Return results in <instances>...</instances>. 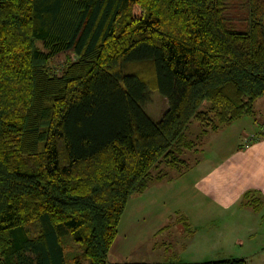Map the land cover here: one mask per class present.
Masks as SVG:
<instances>
[{
  "label": "trees",
  "instance_id": "obj_1",
  "mask_svg": "<svg viewBox=\"0 0 264 264\" xmlns=\"http://www.w3.org/2000/svg\"><path fill=\"white\" fill-rule=\"evenodd\" d=\"M263 95L264 0H0V264H108L129 199L188 169L192 120Z\"/></svg>",
  "mask_w": 264,
  "mask_h": 264
},
{
  "label": "rangeland",
  "instance_id": "obj_2",
  "mask_svg": "<svg viewBox=\"0 0 264 264\" xmlns=\"http://www.w3.org/2000/svg\"><path fill=\"white\" fill-rule=\"evenodd\" d=\"M241 15L243 12L236 4L231 16L238 19ZM65 57L62 54L55 62L65 61ZM167 106V100L156 90L150 93L145 110L154 120H159ZM204 118H194L187 131V137L195 140V146L182 156L188 169L181 173L178 168L161 164L160 169L167 177L152 181L143 193L129 199L111 248L109 264H115V254L125 264H201L237 256L258 246V240H262L264 246V238H260L264 218H260V213L226 207L233 199V193H229L231 185L226 175L220 177L217 173L220 163L215 157L220 156L223 160L232 157L235 127H242L243 122L225 126L227 128L216 136L211 127L204 125ZM205 130L209 133L203 134ZM219 192L222 193L220 200ZM181 216L188 218L195 232L187 231ZM220 217L228 220L229 227L224 224L227 236H219V229L216 236L213 220L220 221ZM254 231L256 233L249 237L248 234ZM235 232L241 233L240 239L245 243L233 238ZM64 239L69 256L81 254L70 233L64 234ZM262 259V255L256 257L251 264L264 263Z\"/></svg>",
  "mask_w": 264,
  "mask_h": 264
},
{
  "label": "crops",
  "instance_id": "obj_3",
  "mask_svg": "<svg viewBox=\"0 0 264 264\" xmlns=\"http://www.w3.org/2000/svg\"><path fill=\"white\" fill-rule=\"evenodd\" d=\"M240 121L243 122L242 127H235L236 131L234 130L236 139L232 157L227 158V160H223L220 156L215 157V159L218 160L217 162L220 163L217 173L220 177L221 175H226L231 185L229 187V193H233V199L232 203L226 205V207H230L234 210L239 209L242 212L252 211V213H260V218H264V95L256 100L254 114L245 116L235 122ZM226 128L227 127H224L213 131L216 133V136H218L219 132ZM240 128L242 129L240 130ZM237 129L240 131H237ZM208 133L209 132H207V134ZM221 183L222 180L219 184ZM219 194L220 200L222 193L219 192ZM220 219V221L213 220L215 222L216 236L217 229H219V236H227V231H224V224L229 227V224H227L228 220L222 217H220ZM255 233L256 231H254L253 234H248V236L252 237ZM235 237L237 240H243L240 239V232H235L233 238L235 239ZM260 238H264V231L260 233ZM242 242L245 243L244 240ZM249 243H251V241H249ZM257 243L258 246L248 248L245 252L238 253L237 256H226L225 258H241L247 260L248 264H251L252 260L256 259V257L260 258L262 255V260H264V255L262 254L264 252L262 240H258ZM111 253L112 251L110 250L109 259L111 258ZM117 256L118 255L115 254L116 258H113L115 259L113 263H126L121 261V258Z\"/></svg>",
  "mask_w": 264,
  "mask_h": 264
}]
</instances>
